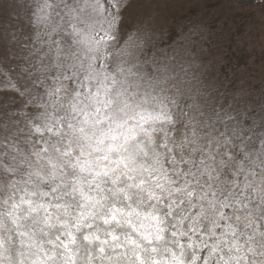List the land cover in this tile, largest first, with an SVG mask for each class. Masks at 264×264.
Segmentation results:
<instances>
[{
    "label": "snow or ice",
    "instance_id": "1",
    "mask_svg": "<svg viewBox=\"0 0 264 264\" xmlns=\"http://www.w3.org/2000/svg\"><path fill=\"white\" fill-rule=\"evenodd\" d=\"M14 7L0 264H264V108L209 103L183 53L121 34L122 0Z\"/></svg>",
    "mask_w": 264,
    "mask_h": 264
},
{
    "label": "rangeland",
    "instance_id": "2",
    "mask_svg": "<svg viewBox=\"0 0 264 264\" xmlns=\"http://www.w3.org/2000/svg\"><path fill=\"white\" fill-rule=\"evenodd\" d=\"M121 34L133 31L146 52L184 54L200 77L209 103L219 107L264 108V0H122ZM14 0H0V33L17 24ZM7 69L6 66H4ZM15 77L14 70H8ZM0 75V102L15 100ZM18 86L22 85L17 82ZM26 111L35 112L29 108ZM13 119L23 121V115Z\"/></svg>",
    "mask_w": 264,
    "mask_h": 264
}]
</instances>
